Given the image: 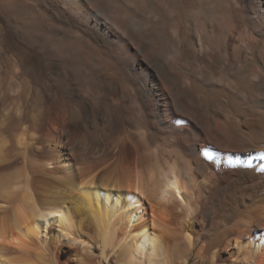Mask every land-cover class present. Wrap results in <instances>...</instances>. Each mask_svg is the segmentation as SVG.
Listing matches in <instances>:
<instances>
[{
  "label": "bare ground",
  "instance_id": "obj_1",
  "mask_svg": "<svg viewBox=\"0 0 264 264\" xmlns=\"http://www.w3.org/2000/svg\"><path fill=\"white\" fill-rule=\"evenodd\" d=\"M31 1L61 90L0 64V264H264V0Z\"/></svg>",
  "mask_w": 264,
  "mask_h": 264
},
{
  "label": "rangeland",
  "instance_id": "obj_2",
  "mask_svg": "<svg viewBox=\"0 0 264 264\" xmlns=\"http://www.w3.org/2000/svg\"><path fill=\"white\" fill-rule=\"evenodd\" d=\"M30 2L33 3V1L31 0ZM45 4L46 7L44 8L43 11H41V16H39V18L42 21L40 22L41 23L40 27L42 30L40 32L38 31L29 32L27 31V29L26 30L24 29L25 31L21 29L22 30L21 31L20 29H17L16 25L18 26L20 24L19 18L16 15H14V13L5 15L0 11V64H3L7 68H10L13 61L17 60L16 61L17 63H21L24 66L22 70V73L24 75L23 74L22 75L26 80V85L28 89V98L31 99L29 101L35 103V101L42 100L43 105H49L53 103V101L56 99L57 96H59L61 86L58 84L57 78L60 76V73L59 70L57 69L56 70L54 69L52 70V72H50L46 68L45 66L47 62L46 55L40 54L38 52L36 47L37 44L36 41H38L37 39L39 38L42 39L43 37H45L46 32L49 31L57 32L59 31V29L56 28L55 30L54 28L55 27L54 19L52 18V14L50 11L51 6L47 2ZM30 15L31 14L29 13L24 14L23 12L21 16V22L25 23L26 21H28L32 17V15L31 16ZM22 17L24 18L22 19ZM15 18H17V20ZM61 31H63L62 44L69 46L72 42H74L75 39L74 35L72 34L67 35L68 32L66 30H61ZM148 38L150 39L152 38L150 41L152 43V47L157 51H159L161 49V40L158 38L157 34L152 33L148 36ZM80 50L81 53L83 54H85L84 53L85 51L87 52V49L84 45L80 46ZM78 56L80 55L78 54ZM78 59H79L78 61L81 62V64L84 63L85 59H83L82 57ZM39 62H42V64H40ZM27 67L30 68L31 70H29ZM159 82H161V80H159ZM57 114L61 118L66 117L65 113L57 112ZM164 116L168 118L169 114L167 115V113L165 112ZM83 122L84 119L82 115L80 116V114H75V113L73 114V117L71 119V124L73 127H79V125L84 126ZM180 125L185 126L186 122H182ZM90 126H95V124ZM55 128L57 127L55 126ZM55 131L59 132L57 129ZM92 142L93 145H98L99 139L94 137V139H92Z\"/></svg>",
  "mask_w": 264,
  "mask_h": 264
}]
</instances>
